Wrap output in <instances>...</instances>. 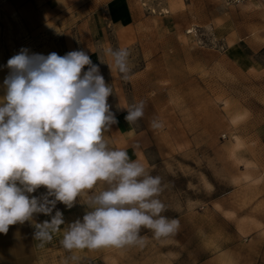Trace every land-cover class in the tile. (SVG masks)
<instances>
[{"label": "rangeland", "instance_id": "374dc122", "mask_svg": "<svg viewBox=\"0 0 264 264\" xmlns=\"http://www.w3.org/2000/svg\"><path fill=\"white\" fill-rule=\"evenodd\" d=\"M81 3L0 0V74L8 75L7 60L21 48L61 56L90 50L83 43L88 29L74 26ZM130 3L127 39L118 44L106 27L92 48L103 53L100 72L113 89L108 103L118 120L105 138L114 148L127 145L162 178V215L178 219L179 230L156 240L142 229V249L70 253L59 243L63 225L40 247L25 222L0 233V264H264V0ZM108 47L129 50L130 80L111 74ZM141 100L145 114L129 125L124 108ZM152 120L163 127L151 128ZM85 199L70 210L57 204L66 223L82 218Z\"/></svg>", "mask_w": 264, "mask_h": 264}, {"label": "clouds", "instance_id": "9594fccd", "mask_svg": "<svg viewBox=\"0 0 264 264\" xmlns=\"http://www.w3.org/2000/svg\"><path fill=\"white\" fill-rule=\"evenodd\" d=\"M104 54L111 74L131 79L128 49L108 47ZM6 67L0 96V233L29 222L43 247L63 225L59 243L71 253L142 249L148 243L142 229L156 240L179 230L178 219L162 215V178L105 138L118 123L108 103L113 89L88 52L44 55L21 48ZM124 109L132 125L143 118L145 102ZM150 127L163 123L152 120ZM40 188L46 191L32 195ZM81 197H86L84 215L66 223L57 204L70 210ZM38 214L50 220L38 222Z\"/></svg>", "mask_w": 264, "mask_h": 264}, {"label": "crops", "instance_id": "0c3cea01", "mask_svg": "<svg viewBox=\"0 0 264 264\" xmlns=\"http://www.w3.org/2000/svg\"><path fill=\"white\" fill-rule=\"evenodd\" d=\"M130 1L131 0H82L80 12L83 13V16L80 22L74 24V26L78 29H88L83 43L91 46L90 50L87 52L94 64H97L99 59H103V53L96 52L92 49L95 47L96 43L99 42L97 41V37H99L98 34L102 32L101 29L106 27L114 29L116 31L115 36L118 44L127 39L126 30L132 26L133 20ZM99 65L101 69L102 63ZM127 140L128 136H126V142H128ZM123 145L122 143L120 148L125 149L127 145Z\"/></svg>", "mask_w": 264, "mask_h": 264}, {"label": "bare ground", "instance_id": "6f19581e", "mask_svg": "<svg viewBox=\"0 0 264 264\" xmlns=\"http://www.w3.org/2000/svg\"><path fill=\"white\" fill-rule=\"evenodd\" d=\"M189 32H191V31H188L187 33H189ZM5 77H6V76H5ZM5 77H3V76L0 74V96H3V95H4L3 81H4V78H5ZM238 143H239L238 141L235 142L236 145H239ZM19 225H21V224H16V225H14V226H15V230H17V231L20 230L21 226H19Z\"/></svg>", "mask_w": 264, "mask_h": 264}, {"label": "built area", "instance_id": "2783aa9c", "mask_svg": "<svg viewBox=\"0 0 264 264\" xmlns=\"http://www.w3.org/2000/svg\"><path fill=\"white\" fill-rule=\"evenodd\" d=\"M245 1L247 0H232L234 4H241V3H244Z\"/></svg>", "mask_w": 264, "mask_h": 264}]
</instances>
